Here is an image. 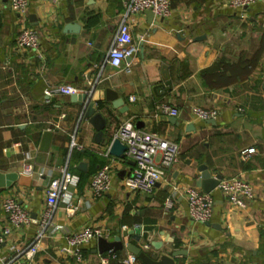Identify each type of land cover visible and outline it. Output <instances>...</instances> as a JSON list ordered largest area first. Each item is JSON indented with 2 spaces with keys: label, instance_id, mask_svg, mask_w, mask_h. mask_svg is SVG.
<instances>
[{
  "label": "crops",
  "instance_id": "obj_1",
  "mask_svg": "<svg viewBox=\"0 0 264 264\" xmlns=\"http://www.w3.org/2000/svg\"><path fill=\"white\" fill-rule=\"evenodd\" d=\"M226 1L170 0L166 18L145 12L133 16L131 36L137 52L123 61V66L129 64L126 72L104 64L124 15L120 0H60L58 5L29 0L23 23L7 1L0 0V173L17 174L10 187L0 188V203L11 194L39 219L49 182L63 167L73 175L38 246L40 264H100V256L111 251L100 253L98 240L83 247L82 262L59 249L64 233L86 226L106 230L105 240L120 237L123 248L112 252L116 259L108 264H122L130 253L126 244L154 260L184 251L174 264H264V0L244 10L225 7ZM22 26L38 32L40 57L15 51ZM100 73V83L87 96L107 119L109 140L118 126L130 123L178 145L179 163L161 172L163 178L151 195L124 188L133 162L111 156L108 143H95L93 127L81 119L71 96L45 98L49 86L85 90ZM106 89L123 99L127 112L111 107ZM160 104L178 114H164L156 109ZM192 107L217 109L218 115L201 121L192 116ZM46 133L50 137L42 149ZM74 133L81 148L70 150ZM250 148L254 152L242 159L241 151ZM27 156L33 176L21 173ZM109 161L114 163L113 185L102 197L93 198L87 191L90 176ZM201 165L213 177L249 182L254 199L244 208H233L215 188L210 192V222H191L184 189L200 190L196 182ZM168 196L172 205L166 210ZM6 225L0 208V230ZM36 230V225L12 229L0 258L31 244ZM134 264L144 263L136 257Z\"/></svg>",
  "mask_w": 264,
  "mask_h": 264
},
{
  "label": "built area",
  "instance_id": "obj_2",
  "mask_svg": "<svg viewBox=\"0 0 264 264\" xmlns=\"http://www.w3.org/2000/svg\"><path fill=\"white\" fill-rule=\"evenodd\" d=\"M10 10L15 13L20 23H23L28 14L29 0H6ZM52 5H58L60 0H42ZM124 8L123 18L114 34L111 46L106 53L104 64L114 70L124 69L129 72V64L123 66V61L133 57L137 52V47L132 42L130 22L133 16L150 11L154 16L166 18L170 15V0H120ZM257 0H227L223 3L225 7L233 10H244L254 4ZM14 49L20 54H34L40 57L38 32L27 26H22L15 38ZM95 70H102V66L94 65ZM102 73L97 74L96 80L90 81L85 90L71 85L49 86L45 91L46 100L57 96H72L79 94H90L94 87L100 83ZM134 101L133 97L129 98ZM156 109L175 117L178 112L166 104L156 106ZM191 114L201 121L216 119L217 109H207L192 107ZM114 138L118 139L125 147L123 156L133 162L129 174L123 180L124 188L131 193H142L151 195L155 186L161 182V172L167 171L179 163L180 151L178 145L152 131L134 129L132 124L124 123L115 130ZM70 150L80 149L81 146L76 141V134L70 135L68 143ZM254 152L253 148L242 150L240 155L244 159ZM109 158L108 153L103 154ZM158 158V160H157ZM30 156L25 159L21 173L33 176L34 170L29 162ZM113 161L105 163L91 176L87 184V191L93 198L102 197L110 191L113 185ZM60 175L52 179L46 188L45 207L41 218H32L29 212L22 207L17 198L13 195L5 196L0 208L7 216V225L0 230V252L2 244L14 228H22L36 225V234L31 244L18 249L9 258H0V264H40L36 259L38 246L43 238L47 236L48 228L51 225V218L57 203L66 195L68 187L73 182V175L63 167L59 170ZM216 189L226 198L233 208H244L254 199V189L252 185L237 177L220 178ZM186 197L187 216L191 222L206 224L210 222L214 200L211 193H203L195 187L184 189ZM172 205V199L168 196L164 201V207L168 210ZM57 232V231H56ZM106 230L91 226L83 227L75 232L64 233L62 235L63 244L60 251L68 256H72L77 262L83 261V247L93 240L100 238L108 239ZM147 245L144 246L147 249ZM115 253L109 252L100 256V264H108L110 260H115ZM136 256L128 253L122 264H134ZM189 264V263H184ZM242 264H259L249 261Z\"/></svg>",
  "mask_w": 264,
  "mask_h": 264
},
{
  "label": "water",
  "instance_id": "obj_3",
  "mask_svg": "<svg viewBox=\"0 0 264 264\" xmlns=\"http://www.w3.org/2000/svg\"><path fill=\"white\" fill-rule=\"evenodd\" d=\"M145 14H147L148 16H152L150 11H145ZM74 28L75 26L72 27V29ZM129 59L130 58H127L125 60ZM167 84L170 85V82H167ZM90 97H88L87 94L72 95L71 101L78 106L81 119L84 121L86 120L93 127L95 131V143L103 145L108 143L109 154L114 157L123 158L125 147L120 143L118 139L112 138V140H109L105 136L106 129L108 128L107 119L103 116V113L98 108V106L96 107L94 105V102L91 101ZM105 100L107 102H110L111 107L113 109L119 110L120 113H125L128 111L127 106L124 105L123 99L119 98L118 94L111 89L105 90ZM115 119H117V117H115ZM43 137L44 142L42 143V149H45L50 134L46 133ZM79 168L84 169V164H80ZM198 170L200 172V178L196 182L197 186L200 188L201 192L210 193L217 187L220 176H211V174L207 171L205 165L199 166ZM16 179V173H0V188L10 187L12 183L16 181ZM123 236H126V234L123 233ZM125 247L131 254L136 256L144 264H174V258L176 256L185 254L184 251H176L173 252L171 256L163 255L159 258V260H154L145 252L141 251L137 246L126 244ZM122 248L123 244L121 243L120 237H113L109 240H105L103 238L98 239V251L100 253H104L107 251L116 252L117 250H120Z\"/></svg>",
  "mask_w": 264,
  "mask_h": 264
},
{
  "label": "trees",
  "instance_id": "obj_4",
  "mask_svg": "<svg viewBox=\"0 0 264 264\" xmlns=\"http://www.w3.org/2000/svg\"><path fill=\"white\" fill-rule=\"evenodd\" d=\"M80 177H82V175H80Z\"/></svg>",
  "mask_w": 264,
  "mask_h": 264
}]
</instances>
